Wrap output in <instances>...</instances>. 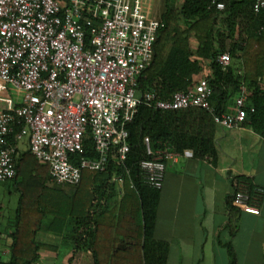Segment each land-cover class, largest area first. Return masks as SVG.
Returning a JSON list of instances; mask_svg holds the SVG:
<instances>
[{
	"label": "built area",
	"instance_id": "2783aa9c",
	"mask_svg": "<svg viewBox=\"0 0 264 264\" xmlns=\"http://www.w3.org/2000/svg\"><path fill=\"white\" fill-rule=\"evenodd\" d=\"M216 7L222 10L224 4ZM252 11L264 13V0H253ZM163 26L153 0H0V96L8 105L0 110V183L15 176L13 153L23 138L57 184L74 186L83 169L104 170L110 160L131 177L128 123L139 106L212 112L205 77L168 100L140 91L138 77L152 63ZM215 61L226 68L231 56L221 52ZM10 92L17 100L9 98ZM248 96L242 86L230 111L213 113L214 122L228 129L242 126ZM15 124L22 127L12 144L8 136ZM88 130L97 157L74 164ZM142 143L139 178L144 186L160 190L173 153L155 149L149 136ZM113 179L123 182L122 176ZM131 183L134 187L132 178ZM263 199V188L234 182L230 206L258 215Z\"/></svg>",
	"mask_w": 264,
	"mask_h": 264
},
{
	"label": "trees",
	"instance_id": "16d2710c",
	"mask_svg": "<svg viewBox=\"0 0 264 264\" xmlns=\"http://www.w3.org/2000/svg\"><path fill=\"white\" fill-rule=\"evenodd\" d=\"M216 3H223L224 8L217 9ZM252 4L253 0H163L159 18L164 26L154 43L152 63L138 77V87L153 92L156 99L168 100L205 77L212 90V112L197 107L139 106L128 123L131 177L124 166L110 160L104 170L83 169L79 183L64 188L52 180L49 167L31 154L28 144L16 147L15 176L2 183L32 194L19 197L13 229L7 235L9 254L0 255V264L37 262L39 251L53 247L41 241L38 233L55 223L66 224L73 251H89L90 264H166L168 243L149 235V193L159 190L144 186L139 178L138 162L145 157L142 140L149 136L155 149L190 150L195 157L215 158L213 113L230 111L242 86L249 92L243 125L264 138V13L255 15ZM220 12L224 13V32L214 31ZM225 51L231 63L223 68L215 59ZM21 127L14 125L10 143L15 144L14 134ZM73 157L74 164L81 158L97 157L89 130L83 137V152ZM114 176L123 177L121 185ZM236 182L253 188L245 179L236 178ZM235 262L228 245V264Z\"/></svg>",
	"mask_w": 264,
	"mask_h": 264
},
{
	"label": "crops",
	"instance_id": "0c3cea01",
	"mask_svg": "<svg viewBox=\"0 0 264 264\" xmlns=\"http://www.w3.org/2000/svg\"><path fill=\"white\" fill-rule=\"evenodd\" d=\"M153 5L159 17L163 0H153ZM223 16L220 12L214 31H225ZM218 23L224 26L216 27ZM7 106L0 96V110ZM214 141L215 158L195 157L184 150L172 152L166 160L162 188L149 193V235L168 243L166 264H228V245L235 264H264V199L258 215L229 205L236 178L264 189V138L246 125L228 129L216 124ZM25 144L27 138L22 139L21 145ZM9 185L0 183V197L12 194ZM13 189L17 202L12 213L0 208V255L4 258L9 254L7 235L13 229L19 197L32 194L17 185ZM64 225L51 224L38 233L41 241L53 247L39 251L34 264H90L89 251H73L70 231Z\"/></svg>",
	"mask_w": 264,
	"mask_h": 264
},
{
	"label": "rangeland",
	"instance_id": "374dc122",
	"mask_svg": "<svg viewBox=\"0 0 264 264\" xmlns=\"http://www.w3.org/2000/svg\"><path fill=\"white\" fill-rule=\"evenodd\" d=\"M155 1V0H154ZM158 1V0H157ZM156 5V4H155ZM219 25H222V27L224 26L223 24H220V23H218L217 25H216V27H220ZM196 44L194 43L193 44V46H195ZM9 98H11L13 101L16 99V96H15V94L13 93V92H10V94H9ZM5 100H6V98H5ZM21 143H22V140L19 142V144L21 145ZM19 146V145H18ZM21 146H23V145H21ZM20 182H21V180H19ZM10 184V183H9ZM10 187H11V189H12V194L11 195H8L7 193H6V195L5 196H3V197H0V208L2 207L3 209L5 208V209H7V213L8 212H11L12 211V209L15 207V205H16V202H17V194L16 193H14V189H13V187H14V185H9ZM16 187V186H15ZM70 186H65L64 185V188H69ZM12 213V212H11ZM2 220V219H1Z\"/></svg>",
	"mask_w": 264,
	"mask_h": 264
}]
</instances>
